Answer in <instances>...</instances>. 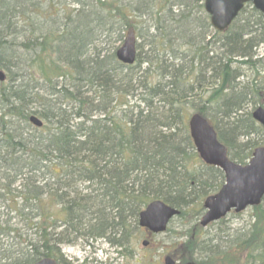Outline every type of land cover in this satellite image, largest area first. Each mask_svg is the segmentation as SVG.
Returning a JSON list of instances; mask_svg holds the SVG:
<instances>
[{
	"label": "trees",
	"instance_id": "1",
	"mask_svg": "<svg viewBox=\"0 0 264 264\" xmlns=\"http://www.w3.org/2000/svg\"><path fill=\"white\" fill-rule=\"evenodd\" d=\"M130 27L138 53L126 65L115 52ZM263 43L249 3L219 32L204 0H0V264L61 263L62 245L81 237L131 256V224L156 199L194 222L181 233L192 236L224 174L199 158L187 118L207 117L245 164L264 145L250 137L264 130L238 111L263 91L257 79L237 89L233 64L254 65ZM229 103L235 116L222 129L211 110L226 115ZM251 215L249 230L211 249L208 264H264V200ZM195 245L187 238L181 248L192 255Z\"/></svg>",
	"mask_w": 264,
	"mask_h": 264
},
{
	"label": "water",
	"instance_id": "2",
	"mask_svg": "<svg viewBox=\"0 0 264 264\" xmlns=\"http://www.w3.org/2000/svg\"><path fill=\"white\" fill-rule=\"evenodd\" d=\"M248 2H251L262 14L264 20V0H205V10L210 15L213 28L224 31ZM116 56L125 64L134 63L136 37L132 27L128 29L123 44L116 51ZM4 79V73L0 72V80ZM252 115L264 127V108H257ZM30 120L37 127L43 125L36 116H32ZM189 128L201 159L206 164L219 167L225 175V183L219 192L207 197L204 202L207 211L201 219V225L206 226L221 219L232 209L241 212L248 206L259 205L264 197V147L256 148L250 161L246 165H241L230 160L226 146L219 141L215 128L204 116L193 114L189 118ZM179 212L178 209L161 200H154L139 213V225L152 233L164 232L169 221ZM34 264H58V262L54 258L45 257ZM165 264H175V261L167 256Z\"/></svg>",
	"mask_w": 264,
	"mask_h": 264
},
{
	"label": "rangeland",
	"instance_id": "3",
	"mask_svg": "<svg viewBox=\"0 0 264 264\" xmlns=\"http://www.w3.org/2000/svg\"><path fill=\"white\" fill-rule=\"evenodd\" d=\"M122 42L117 43L116 49L121 46ZM99 47L108 49L109 45L106 41H103L99 44ZM253 61H255L253 62L254 65L233 64V67L237 68L241 73L232 83L237 89L242 91L247 84H250L253 80L255 82L256 79L257 83L262 86V90L258 89L263 91V94H248L246 97L247 99L242 103V108L238 111V114L244 113V116L254 111L260 104H264V43L257 49ZM6 83H8V80ZM252 92L256 93V88H254ZM207 94L205 93L204 98ZM232 103H234V100H232ZM231 106L232 105L229 103L228 106L223 108L227 116L218 115L211 110L212 115L210 118L221 122L222 129H226V126H229L231 123L230 117L233 118V116H235L233 111L236 107H232V111L230 112ZM248 138L249 137L244 136L237 137V142L247 141ZM250 138L252 140L258 139L264 143V135H259L258 137L252 135ZM251 214L252 209L248 208L246 211L239 214H229L224 220L217 223L215 222L208 227L204 228L199 225L200 228L189 237L192 233V231H190L186 237L195 240L196 245L198 244L197 246L195 245L196 247L192 255L185 250L183 251V248H181V244L187 241L186 237H181V233L188 230L194 222H187L186 219L175 218L166 232L153 238L147 236L148 234L144 229L139 226L135 227V224L132 223V237L128 244V251L131 256H127V254V257L124 255L119 256L117 252L120 248H110L103 239H88L81 237L74 244L62 245V259L67 264H135L137 259L147 256L151 259L152 264H164V257L171 254L178 264H208L209 257H212L209 255H213V253L210 252L211 249L220 248L223 250L229 246H233L236 237L249 230L250 224L253 221ZM61 229L62 228H58L57 230L60 231ZM144 239L149 240L153 245H149L148 247L144 246L142 244ZM232 250L233 249L229 251L231 252Z\"/></svg>",
	"mask_w": 264,
	"mask_h": 264
},
{
	"label": "bare ground",
	"instance_id": "4",
	"mask_svg": "<svg viewBox=\"0 0 264 264\" xmlns=\"http://www.w3.org/2000/svg\"><path fill=\"white\" fill-rule=\"evenodd\" d=\"M50 181L53 182L54 180L51 178ZM85 185H87V183L86 184L82 183V186H85Z\"/></svg>",
	"mask_w": 264,
	"mask_h": 264
},
{
	"label": "flooded vegetation",
	"instance_id": "5",
	"mask_svg": "<svg viewBox=\"0 0 264 264\" xmlns=\"http://www.w3.org/2000/svg\"><path fill=\"white\" fill-rule=\"evenodd\" d=\"M67 264V263H66Z\"/></svg>",
	"mask_w": 264,
	"mask_h": 264
}]
</instances>
